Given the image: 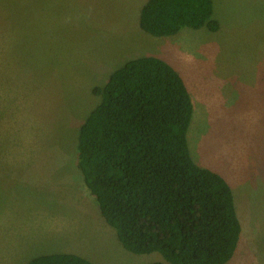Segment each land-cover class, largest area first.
I'll list each match as a JSON object with an SVG mask.
<instances>
[{
	"label": "rangeland",
	"instance_id": "374dc122",
	"mask_svg": "<svg viewBox=\"0 0 264 264\" xmlns=\"http://www.w3.org/2000/svg\"><path fill=\"white\" fill-rule=\"evenodd\" d=\"M147 1L0 0V264H169L124 248L78 166L93 91L147 56L185 80L191 156L232 188L242 232L227 264H264V0H213L219 31L169 37L141 29Z\"/></svg>",
	"mask_w": 264,
	"mask_h": 264
},
{
	"label": "trees",
	"instance_id": "16d2710c",
	"mask_svg": "<svg viewBox=\"0 0 264 264\" xmlns=\"http://www.w3.org/2000/svg\"><path fill=\"white\" fill-rule=\"evenodd\" d=\"M139 23L155 37L221 27L213 0H148ZM93 92L102 101L80 128L78 166L124 248L169 264L229 263L242 227L230 184L191 156L194 105L183 77L162 58L140 57ZM27 264L94 263L61 253Z\"/></svg>",
	"mask_w": 264,
	"mask_h": 264
}]
</instances>
